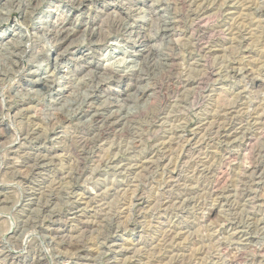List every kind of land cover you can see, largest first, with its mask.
<instances>
[{"label":"clouds","instance_id":"9594fccd","mask_svg":"<svg viewBox=\"0 0 264 264\" xmlns=\"http://www.w3.org/2000/svg\"><path fill=\"white\" fill-rule=\"evenodd\" d=\"M165 262L264 264V0H0V264Z\"/></svg>","mask_w":264,"mask_h":264},{"label":"rangeland","instance_id":"374dc122","mask_svg":"<svg viewBox=\"0 0 264 264\" xmlns=\"http://www.w3.org/2000/svg\"><path fill=\"white\" fill-rule=\"evenodd\" d=\"M224 48H227V45H224L223 46ZM219 54H223V53H219ZM218 100H219V97H218ZM180 123H182L181 121H176V122H173V126L174 127H177V126H179V124ZM191 136H189V140H191ZM173 136H169V137H167V138H165V139H162V140H160V141H158V143H160V144H163V145H169V148H167V151H169V152H179L180 153V156H178V157H175V159H180L181 157H182V152H183V150H182V148L180 147V145L179 144H173ZM165 143H164V142ZM167 141H169V142H167ZM162 142V143H161ZM108 150H111V145H109V149ZM151 157H149V159H150ZM169 160H172V159H174V157H172V156H169V158H168ZM230 177H226V179H225V182H227V179H229ZM218 212H214L213 213V215H212V218L208 221V223L211 225V224H213L215 221H216V219H217V216H218ZM217 230H219V229H217ZM188 239V237L187 236H185V241ZM200 246L197 244V245H193V248L192 249H190V251H195V250H197L198 248H199ZM165 264H167V262H165Z\"/></svg>","mask_w":264,"mask_h":264},{"label":"bare ground","instance_id":"6f19581e","mask_svg":"<svg viewBox=\"0 0 264 264\" xmlns=\"http://www.w3.org/2000/svg\"><path fill=\"white\" fill-rule=\"evenodd\" d=\"M189 138V137H188ZM164 142V141H163ZM167 142H169V141H167ZM162 143V142H161ZM165 143V142H164ZM168 148H169V145H168ZM151 159V158H150Z\"/></svg>","mask_w":264,"mask_h":264}]
</instances>
